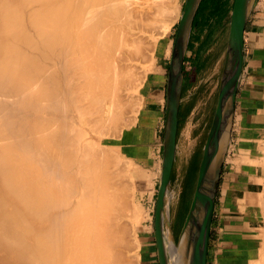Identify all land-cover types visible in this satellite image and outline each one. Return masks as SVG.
Here are the masks:
<instances>
[{
	"label": "bare ground",
	"instance_id": "6f19581e",
	"mask_svg": "<svg viewBox=\"0 0 264 264\" xmlns=\"http://www.w3.org/2000/svg\"><path fill=\"white\" fill-rule=\"evenodd\" d=\"M172 1L0 0V264L140 258L144 233L135 225L144 220L135 190L155 175L134 166L119 145L139 119L149 65L178 16ZM234 117L218 154L226 149L222 194L249 224L251 203L264 219V179L244 178L236 188L228 172L263 168L264 153L234 157ZM138 154L147 157L144 149ZM183 237L177 252L166 228L168 264H192L193 236ZM249 246L231 252L240 264H249Z\"/></svg>",
	"mask_w": 264,
	"mask_h": 264
},
{
	"label": "crops",
	"instance_id": "0c3cea01",
	"mask_svg": "<svg viewBox=\"0 0 264 264\" xmlns=\"http://www.w3.org/2000/svg\"><path fill=\"white\" fill-rule=\"evenodd\" d=\"M234 1L201 0L191 29L184 67L187 65V61L190 60L195 67L204 68L213 62L214 74L222 69L226 56ZM220 5H222L221 8L219 7ZM178 24L177 21L171 27L170 37L173 36L174 38ZM172 49L173 42L171 46H164V49L156 54L153 71L149 79L150 84L143 90L144 100L142 111L138 116L139 119L134 127L123 134L121 143L123 149L125 151L128 149L131 153V160L135 164L137 163V166L140 164L139 168L142 171L146 172L147 170V173L150 174L154 171L155 176L152 178L151 184H155V186L162 172L167 85ZM244 52V68L237 94L231 143L234 150H237L234 157L242 156V158L258 159L264 153V0H253L252 2L244 34ZM220 80L221 77L217 79L215 87L220 85ZM181 108H183L182 103ZM179 115L183 119L182 109ZM141 149L147 151V157L138 154ZM244 167V165L239 167L241 171H238V169L237 171L236 169L233 170V167H231V171L228 172L232 177L231 184L236 185V188L237 186L241 187V180L244 178L247 182L260 177L264 179V167L249 165V167H245V172L243 171ZM226 169L227 165L224 162L218 193L221 192L225 184L224 173ZM151 184L147 183L146 180L139 182L141 188L138 191L139 203L149 212H152L155 206V193L154 191L151 193V190H149L152 188ZM223 201L221 208L218 207L217 201L215 204L211 233L212 230L215 232L212 235L210 234L207 264H219L220 262V264H240L234 253L231 254V252H235L245 241H249L250 245L249 264H258V259L262 254L259 251L264 248V243L262 244L264 238L260 231V228H264V219L262 214H260L261 210L254 206L253 203L249 204V212H255V214L253 216L249 215L248 224L237 213L234 203H230L233 206L232 208L226 204L225 197H223ZM228 220L232 222V226L234 225L233 231L230 232H226ZM248 228L249 233L247 234L245 230ZM147 253L150 254V251L147 250ZM147 260L148 257H146Z\"/></svg>",
	"mask_w": 264,
	"mask_h": 264
},
{
	"label": "water",
	"instance_id": "95a60500",
	"mask_svg": "<svg viewBox=\"0 0 264 264\" xmlns=\"http://www.w3.org/2000/svg\"><path fill=\"white\" fill-rule=\"evenodd\" d=\"M201 0H186L174 39L167 85L163 164L154 216L155 240L159 264H168L165 230L169 220V190L177 154L179 114L184 80V63L195 15ZM253 0H235L230 20L226 56L217 105L204 147L195 191L180 239L193 236L192 264H207L211 226L226 156L221 139L233 123L240 79L244 68V34ZM219 156V157H218Z\"/></svg>",
	"mask_w": 264,
	"mask_h": 264
},
{
	"label": "rangeland",
	"instance_id": "374dc122",
	"mask_svg": "<svg viewBox=\"0 0 264 264\" xmlns=\"http://www.w3.org/2000/svg\"><path fill=\"white\" fill-rule=\"evenodd\" d=\"M185 1L186 0H173L171 2L172 4L175 3L174 4L175 7L172 6L175 9L173 11L178 14V16L176 15L177 18H175L171 27L177 21L179 23L180 18L183 14ZM219 7L221 8L222 5H220ZM171 27L169 31L166 33V35L162 38L164 45L166 47L171 46L172 42L174 44L176 33L174 34V38L173 36L171 37L169 36ZM154 36L155 38H160V36L158 37V34H155ZM139 62H140V59L137 62V66L139 65L140 67L141 66L145 67L143 62H140V63ZM212 64L213 62H211L209 66L206 68L199 67V66L195 67V65L190 60H188L187 65L184 67V80H183L184 83H183L182 99H181V103L183 105L182 112L184 115H183V119L181 120V125L178 130L177 154H176V160L174 164L172 181H171V186L169 190V198H168L169 211H170L169 220L171 224V227H168V228L171 230L173 234L174 248L177 252H182L181 247H182L184 237L180 239L181 231H182L187 213L189 211L190 205L192 203L195 186L197 182V177H198V171H199L202 154H203V147H204L210 126L212 124V120L214 117L217 100H218L219 86L215 87V83L217 82V79L221 77L223 67L216 74H214L215 72H214V67H212ZM139 66L137 67L138 69L140 68ZM149 66L150 67H149L148 75L151 76V72L153 71L152 70L153 66L152 65H149ZM143 75H144V72H143ZM122 139L123 137H121V143H122ZM119 147L123 148L122 144H120ZM127 152H129L128 149H127ZM227 155L231 156L230 153ZM132 162L134 166H136L137 163L135 164L134 161ZM225 165L227 164L225 163ZM225 173H226V170H225ZM225 173H224V176H226ZM159 180L160 178L158 179L156 186L155 184H152V186H154L152 187V190L155 193L154 194V203H155L154 205L155 206L152 212H149L146 208H144L139 203V199H138L139 188L135 190L134 209L139 210L138 208L140 207L143 208L142 213H143V220H144V223L141 226L135 225L136 227L135 231L138 233L143 232L145 240L142 238V241L140 242L141 247L138 250L140 258L137 259V261L135 260L134 264L136 263L138 264H159L158 251H157L156 240H155V229H154L156 199H157L158 188L160 185ZM222 193L223 191L221 189V192L218 193L217 199H216L219 208H221V205L224 202ZM227 227H230V226H227ZM214 232L215 231L212 230L213 234ZM147 250L150 251V254H146ZM146 257H148L147 261H146ZM132 259L134 261V258Z\"/></svg>",
	"mask_w": 264,
	"mask_h": 264
},
{
	"label": "trees",
	"instance_id": "16d2710c",
	"mask_svg": "<svg viewBox=\"0 0 264 264\" xmlns=\"http://www.w3.org/2000/svg\"><path fill=\"white\" fill-rule=\"evenodd\" d=\"M178 27V26H177ZM182 108L180 107V110H181ZM181 120H182V118L180 117V115H179V127H180V125H181Z\"/></svg>",
	"mask_w": 264,
	"mask_h": 264
}]
</instances>
